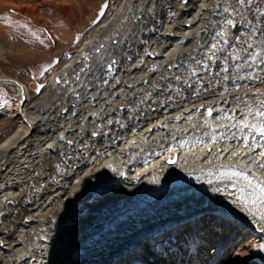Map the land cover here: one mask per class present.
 Instances as JSON below:
<instances>
[{"label":"bare ground","instance_id":"1","mask_svg":"<svg viewBox=\"0 0 264 264\" xmlns=\"http://www.w3.org/2000/svg\"><path fill=\"white\" fill-rule=\"evenodd\" d=\"M74 2L0 0V11L21 14L40 4L66 8ZM218 3L123 0L36 96L0 74V83L19 94L16 127L0 143V264H160L151 263L154 250L165 258L175 254L168 264H219L225 257L223 264H264V206L245 207L247 191L240 189H248L247 181L218 175L222 165H247L250 175L264 180V169L252 160L261 159L264 147H247L246 132L221 119L230 108H261L264 65L237 73L234 65L243 61L230 59L229 71L216 76L224 57L239 50L233 37L251 30L245 19L254 22L260 14L241 9V19L224 14ZM256 4L264 8V0ZM66 16L75 19L70 10ZM217 31L229 44L206 73L190 56L203 59L213 42L209 34ZM10 55L47 59L20 47L0 49V61ZM52 65L37 68V78ZM192 70V88L175 81ZM211 227L226 230L224 238L208 239Z\"/></svg>","mask_w":264,"mask_h":264},{"label":"rangeland","instance_id":"2","mask_svg":"<svg viewBox=\"0 0 264 264\" xmlns=\"http://www.w3.org/2000/svg\"><path fill=\"white\" fill-rule=\"evenodd\" d=\"M122 1L79 0L78 3L74 2L66 8L40 4L35 10L24 9L21 14L13 9L8 12L0 11V49L6 50L8 53L14 51V47H20L21 53L22 51H32L47 57L46 60L35 61L10 55L9 60L0 61V74L3 73L22 82L30 88L31 95L36 96L35 91L46 86L53 73L67 63L71 54L81 48L84 42L110 19ZM105 5L107 6L105 7ZM69 10L74 15L75 22L69 21L67 18ZM52 34L61 41V45L57 46L56 40L50 36ZM51 63L54 65L48 66L42 77L37 78L36 69ZM18 99L19 94L14 86L0 83V124L4 121L10 122L6 128L0 127V143L16 127V122L12 120V117ZM256 210L261 212L258 208ZM211 223L210 226L214 222ZM209 230L212 233H206L207 236L210 235L208 239H211L212 234H218L220 238H224L223 235L226 233V230L217 231L214 227ZM246 239L249 238L244 237L243 240ZM240 244L241 242L238 243L231 255L235 254ZM150 254L152 255L151 263L164 264L166 261L165 264H168L169 260L175 261V254L167 258H165V254L157 250L151 251ZM225 259L226 257L219 264L225 263Z\"/></svg>","mask_w":264,"mask_h":264},{"label":"snow or ice","instance_id":"3","mask_svg":"<svg viewBox=\"0 0 264 264\" xmlns=\"http://www.w3.org/2000/svg\"><path fill=\"white\" fill-rule=\"evenodd\" d=\"M256 5L253 9L252 5ZM107 5H105L106 7ZM218 7H221L222 12L224 14H236L241 17V19H245V12L241 11V9H247V11H254L260 15L256 16L254 22H249L245 19V26L251 23V30L248 32L246 36L237 35L233 37L235 41L238 42V51L230 52L227 56L224 57V63L220 66V70L216 73V76H221L222 73H226L229 71L228 60L235 59L236 61H243V64L236 63L234 68L237 73L240 72L242 68L252 69L253 67H260L264 65V8H262L259 4H256V0H219ZM224 23L237 27L234 24L232 19H226ZM257 33L259 35H257ZM210 35V40L213 41L210 43V47L207 51H202L201 55L203 59H197L194 56H190V58L194 61L196 65H202L203 70L208 73L210 71V63H216L220 57L216 55L217 52H224L225 46L229 44L227 39H224L226 33L224 31H217L214 35ZM234 48L237 47L236 44L232 45ZM244 52L246 55L241 56L240 53ZM215 58V59H213ZM116 61H113V64H116ZM112 65H109V69H111ZM178 71L183 67L176 66ZM191 68V65H189ZM264 71V68L261 69ZM196 75V71L192 70L188 72V78H185L182 75H176L174 77L175 81L182 82L183 85H186L188 88L193 87V82L190 80V77ZM237 79H244L243 76L237 75ZM249 78H252V73H249ZM222 79L228 80L230 77L228 75H223ZM199 83L198 81L196 82ZM211 86V83L210 85ZM167 87L172 88V85L169 84ZM203 86L196 88L195 91L199 92ZM174 91L179 92L182 89H173ZM253 95H259V93H253ZM171 99V97H169ZM240 99V98H237ZM261 104L260 109L254 110L245 104V108H247V112H244L243 109L238 108H230L223 113L221 119L226 120H234L235 122L230 124V128L237 129L240 133H245L242 137V143H244L249 148H261L264 147V101L259 102ZM239 111V116L235 115V113ZM233 113L229 115L228 113ZM207 116H213V109L211 107L207 108ZM251 116L252 120L250 121L247 117ZM108 123H112L111 120ZM119 123V122H118ZM93 136L96 135L95 132L92 133ZM213 139H215V134L212 133ZM249 137H252V143L249 142ZM257 137L259 139H257ZM224 138V137H221ZM232 138H236L235 134H233ZM71 143V141L69 142ZM235 155V153H233ZM257 155L261 157L260 160H256L255 157L252 158L253 162L256 165L264 169V152H260ZM171 163H175V161H171ZM221 169L218 173L220 178L233 180V179H242L247 181L248 189L241 188L240 191L243 193L247 191L246 198L241 199V203L248 207L249 205L256 206H264V180L260 179L258 176L250 175L248 173L247 165L245 169H236L231 165H222ZM212 173H209L211 175ZM264 248V245H261Z\"/></svg>","mask_w":264,"mask_h":264},{"label":"water","instance_id":"4","mask_svg":"<svg viewBox=\"0 0 264 264\" xmlns=\"http://www.w3.org/2000/svg\"><path fill=\"white\" fill-rule=\"evenodd\" d=\"M132 120H133V122L136 121L135 118H132ZM172 161H176V157L175 156L173 157ZM173 164L174 163H171V161L167 163L168 166H172Z\"/></svg>","mask_w":264,"mask_h":264}]
</instances>
